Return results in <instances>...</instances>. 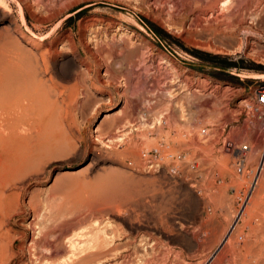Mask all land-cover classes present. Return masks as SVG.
<instances>
[{"label":"rangeland","instance_id":"1","mask_svg":"<svg viewBox=\"0 0 264 264\" xmlns=\"http://www.w3.org/2000/svg\"><path fill=\"white\" fill-rule=\"evenodd\" d=\"M175 1L6 0L0 53H16L18 83L58 97L63 112L43 120L48 149L41 144L18 185L5 188L14 193L0 208V264H212L242 224L254 180L264 197L255 96L264 0H242L240 23L232 0L223 36L216 21L194 23L211 0ZM123 37L147 50L149 85L164 73L140 106L99 50ZM180 105L190 119L173 111Z\"/></svg>","mask_w":264,"mask_h":264},{"label":"bare ground","instance_id":"2","mask_svg":"<svg viewBox=\"0 0 264 264\" xmlns=\"http://www.w3.org/2000/svg\"><path fill=\"white\" fill-rule=\"evenodd\" d=\"M160 1L166 5L169 0ZM174 4H176L178 7L183 6L185 4V0H176ZM231 5L232 0H211L209 3L201 4L200 7L195 10V25L199 24L203 20L216 21L217 24L214 27V32L222 35V33H224V30L222 29L221 24L224 22L227 14L225 12V9L230 8ZM8 8L9 7L6 0H0V10L9 13ZM186 8L187 10H191L189 2L186 4ZM241 9L242 0H238L236 7H234V10L233 8V11L231 10L232 14L236 13L233 23L241 22ZM3 12L1 13L3 14ZM94 18L92 17L91 21H93ZM70 38L71 36L68 34L67 39L70 40ZM120 40L121 41H111L112 43L109 42L110 45L109 43L106 44L109 45V47H102V49L99 50L101 52L108 51L109 53L105 58L107 60L106 68L116 70L114 65L118 64L119 68L122 70V72H124V80L126 83L125 93L130 96L128 98L136 106L141 104L142 101H145V99L147 98L146 95L148 93L160 88L159 82L161 81V76L164 75V73H161L158 69V72L152 75V83L149 85L147 72L150 70V63L147 64L144 57V54L147 50H141V46H139L140 42L137 45H134V48H130L135 43L134 41L133 43L130 39H127L125 37L121 38ZM72 41L70 40V42ZM142 48H146V46L142 45ZM0 54L1 208L10 196L13 197L14 193H6V186H14L17 181L21 180V178L24 176L25 168L32 164L33 160H35L37 156V153L40 151V149L43 150L44 148V146L42 148L41 145L43 144L42 136L44 135L43 130L47 125H44V127L41 126V123L43 122V120L45 121V119L48 120V122L49 120L51 121L52 119H55L57 115H60L62 107L58 105V97L54 98L53 100H45L37 86L29 85L30 83L27 84L28 82L18 83L16 79V74L19 73H17L18 56L16 55V53H8L5 56L2 52ZM135 66H139V70H135ZM123 70H125L126 72ZM152 105H146V107H152ZM59 107L61 108L60 111ZM173 108V111L176 112L179 117H186V114H188V112H186V109L183 108L182 105H180V107ZM164 109L165 108H163L162 110H158L157 114L155 113L156 115H154V120L156 122L161 120L162 111ZM191 117L192 116H187L186 119H190ZM57 120L59 119L57 118ZM58 123L61 122L58 121ZM44 124H49L50 129L52 128V124L46 122H44ZM258 138H256L255 140H257ZM46 141L48 142V139ZM190 142L194 143V139H191ZM49 143H51L50 140ZM259 143H261L260 140ZM44 144L48 149L49 144ZM254 149L255 148L252 147L249 150V155H253ZM261 164H264V154L261 158ZM249 190L250 195L246 198V200L244 198L245 202L243 205V210L239 217L242 220V224H234L231 227L227 234L228 238L225 239V243L222 245L220 253L212 262V264H222L225 261H229L230 264H264V197H259L258 195L260 191V184L258 185V181L254 180ZM10 191L12 190L10 189ZM6 207L7 206H5V208ZM1 218H3V216ZM228 255L230 257L227 258Z\"/></svg>","mask_w":264,"mask_h":264},{"label":"built area","instance_id":"3","mask_svg":"<svg viewBox=\"0 0 264 264\" xmlns=\"http://www.w3.org/2000/svg\"><path fill=\"white\" fill-rule=\"evenodd\" d=\"M255 96H256V101L260 105H263L264 107V83L259 84L256 89H255ZM243 148H247L246 145L243 146ZM241 164H239L238 169L239 171L242 169V166L244 164V159L241 158Z\"/></svg>","mask_w":264,"mask_h":264}]
</instances>
